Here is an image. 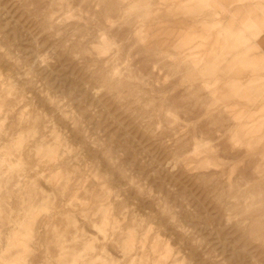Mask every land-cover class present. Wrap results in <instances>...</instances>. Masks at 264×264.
<instances>
[{"label":"rangeland","instance_id":"rangeland-1","mask_svg":"<svg viewBox=\"0 0 264 264\" xmlns=\"http://www.w3.org/2000/svg\"><path fill=\"white\" fill-rule=\"evenodd\" d=\"M0 264H264V0H0Z\"/></svg>","mask_w":264,"mask_h":264}]
</instances>
